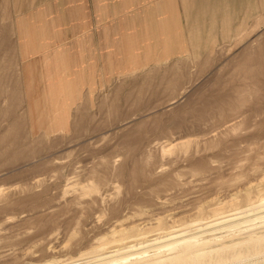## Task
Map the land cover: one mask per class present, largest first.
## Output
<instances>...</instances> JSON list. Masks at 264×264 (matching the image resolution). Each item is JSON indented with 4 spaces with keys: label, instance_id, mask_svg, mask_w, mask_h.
Here are the masks:
<instances>
[{
    "label": "rangeland",
    "instance_id": "374dc122",
    "mask_svg": "<svg viewBox=\"0 0 264 264\" xmlns=\"http://www.w3.org/2000/svg\"><path fill=\"white\" fill-rule=\"evenodd\" d=\"M5 1L0 264H101L123 246L127 264L160 261L181 229L211 234L204 264L255 253L238 243L264 231V0H179L162 35L74 82L25 66L13 22L28 0Z\"/></svg>",
    "mask_w": 264,
    "mask_h": 264
},
{
    "label": "crops",
    "instance_id": "0c3cea01",
    "mask_svg": "<svg viewBox=\"0 0 264 264\" xmlns=\"http://www.w3.org/2000/svg\"><path fill=\"white\" fill-rule=\"evenodd\" d=\"M27 2L13 22L19 53L28 49L25 66L38 68L35 74H62L74 82L79 67L93 69L99 60L123 58L135 49L129 44L142 36L162 35L163 28L170 27L163 14L171 12L172 17L179 0Z\"/></svg>",
    "mask_w": 264,
    "mask_h": 264
},
{
    "label": "bare ground",
    "instance_id": "6f19581e",
    "mask_svg": "<svg viewBox=\"0 0 264 264\" xmlns=\"http://www.w3.org/2000/svg\"><path fill=\"white\" fill-rule=\"evenodd\" d=\"M7 1V0H6ZM5 1V2H6ZM22 1V0H21ZM19 0V2H21ZM25 1V0H23ZM38 1V0H36ZM24 3V2H23ZM21 4V3H20ZM19 8H20V5H18ZM27 6V5H26ZM19 8L17 11H19ZM30 14V13H29ZM256 49V47H255ZM253 50V49H252ZM253 52V51H252ZM251 52V53H252ZM264 55V54H263ZM263 57V56H262ZM259 58V63H262L264 62V57L261 58V57H258ZM255 80H259L258 78V74L257 75H251ZM8 97V96H7ZM17 100V99H16ZM35 100V99H34ZM15 101V100H14ZM46 105V104H45ZM14 107V106H13ZM47 108V107H46ZM27 113V112H26ZM40 113V112H39ZM45 113V112H44ZM19 115V114H18ZM17 115V116H18ZM37 115H39L37 113ZM14 117V116H13ZM12 117V118H13ZM38 117V116H37ZM20 120V119H19ZM24 120V119H23ZM22 120V121H23ZM21 121V120H20ZM42 122V121H41ZM18 123V122H17ZM26 123V122H25ZM28 124L30 122H27ZM38 123V122H37ZM21 124V123H20ZM24 124V123H23ZM40 126V125H39ZM77 127V126H76ZM24 128V127H23ZM6 130V129H5ZM39 130V129H38ZM41 130V129H40ZM76 130V129H75ZM42 131V130H41ZM70 131V130H69ZM21 134V133H20ZM24 138V137H23ZM26 139V138H25ZM2 145V144H1ZM21 154V153H20ZM17 156V154H15ZM20 156V155H19ZM116 211V210H115ZM225 218V217H224ZM215 220V219H213ZM124 222V221H123ZM145 222V221H144ZM143 222V223H144ZM211 222V225H213ZM216 223V222H215ZM214 223V225H216ZM205 224V223H204ZM208 224V223H207ZM143 225V224H142ZM142 225H137L138 227L139 226H142ZM218 225V224H217ZM122 226V225H121ZM119 227V226H118ZM123 227H125L123 225ZM117 228V226H116ZM185 228V227H184ZM211 228H214L211 226ZM115 229V228H114ZM146 229V228H145ZM115 231V230H114ZM122 229L116 231L117 233L118 232H121ZM183 232L184 230L182 231V229L179 231V232H173V234L176 235V233L178 235L173 236L175 238H180L179 239V244L176 245V247H172V248H181V251H180V254H178L177 256L175 257H169L168 259H165V260H160V261H150V262H147L145 261L144 264H178V260L180 259H184V258H187V257H192V258H195L196 262H193V263H190V264H204V261L203 259L205 258H208L210 257L209 255L211 254L212 251H209V252H203V253H197L196 254V244L197 242H200L201 240H207L208 238L211 237V234L210 235H207L206 237L204 238H201V236L203 235H199V236H191L189 238H184V235H183ZM172 233V232H171ZM115 234V233H114ZM201 238V239H199ZM145 239V238H144ZM212 239L213 238H210V242H212ZM239 239H242L241 242H239L238 244H243V246L245 247L246 250L248 251H251V250H255V253L256 251L258 253H261L262 250H263V253H264V231H257V232H253L251 234H248V236L246 234H243V235H240ZM149 240V239H148ZM148 240H144L143 242H146ZM152 241H156L157 240V237L156 238H153L151 239ZM233 240H235L233 238ZM138 241V240H136ZM150 241V240H149ZM178 241V240H177ZM133 242V241H131ZM208 242V241H207ZM215 242H220V241H217L215 240ZM121 244V243H120ZM125 245V244H124ZM120 246V245H119ZM123 246V245H122ZM171 246V245H170ZM126 248V246H123V247H118V248H114L112 250H110V252L112 253L111 255H108L106 254L105 257H103V259L101 258V260H103V262L101 264H127L129 262L132 261V257H133V253H130V254H124V253H128L127 251H124ZM195 248V249H194ZM235 245L234 244H230L228 246H226L224 248V250H231V251H234L235 249ZM106 249L103 248L102 251H105ZM169 250V249H168ZM223 250V249H222ZM148 251H145V253H147ZM107 253V252H106ZM255 253H244L242 254L241 252L237 255H233V256H230V258L228 259H213L214 261L210 260V262L208 264H251V263H260L261 264H264V255H261V256H252L254 255ZM105 254V253H103ZM110 254V253H109ZM233 253H231L230 255H232ZM147 256V255H145ZM144 256V257H145ZM88 258V256H80L79 259H75V260H72V261H68V262H65V263H62V264H83V263H86V262H90V261H84ZM221 261V262H219ZM229 262V263H228ZM232 262V263H230ZM132 264V263H131Z\"/></svg>",
    "mask_w": 264,
    "mask_h": 264
}]
</instances>
